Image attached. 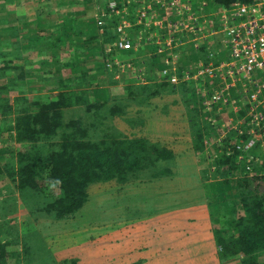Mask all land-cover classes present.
I'll return each instance as SVG.
<instances>
[{
    "label": "trees",
    "instance_id": "obj_1",
    "mask_svg": "<svg viewBox=\"0 0 264 264\" xmlns=\"http://www.w3.org/2000/svg\"><path fill=\"white\" fill-rule=\"evenodd\" d=\"M252 1L212 0L208 5L211 8L228 9L235 7L236 4H248ZM76 3L81 7L79 9L70 7L68 14L58 19L54 30L53 28L40 30L37 27L40 31L37 32L36 29L35 32H29L30 41L41 45L43 50L53 48L55 56L62 53L68 56L69 62L61 67H58L60 62L55 57L53 58L58 61V65L51 60V65L48 64L49 61L38 62L39 66H45L47 71L45 74L39 73L40 77L34 76L30 82H37L41 91H47V94L25 98V105L19 111L8 109L3 99L0 102L2 114L10 112L14 115L9 119L3 117L2 121H8L10 124L6 131L15 145L9 154L0 155V180L7 178L9 179L7 183L12 184V187L5 184L1 187L16 192L20 200L29 208L30 215L46 220L50 218L53 223L56 221L57 225V222L62 220L82 219V212L91 202L90 197L97 191V194L106 193L104 186L107 183H112L107 188L115 187V193H121L129 187L134 190L135 187L148 185L150 180H145L148 179V175H151L150 178L155 179L156 182L173 179L178 175L171 165V162L174 164L178 160L179 154L176 149L162 141L153 142L142 136L128 137L130 134L126 136L115 126V120L124 113L125 109L110 105L109 100L106 102L109 95L106 94L107 89L104 86L107 83L104 78H107L106 75L111 78V75L108 74L109 69L103 63L114 56L119 59L125 57L137 66L135 74L137 79L133 80L131 87L125 89L126 106H147L149 99L163 95V91L167 89L172 93L180 92V99L186 106L190 145L197 154V159L204 158L203 148L209 141L213 142L209 147L213 150L210 155L212 161L200 162V159L198 161L200 164L208 163V166L211 164L215 172H212L214 175L211 177L216 180L206 182V178L202 187L209 204L216 202V210L225 209V211H216V217H213L209 231H204L205 242H209L212 247L209 249L206 246L201 251L197 250L199 252H192L189 261L177 263L216 264L217 258L219 264H264V188H262L264 167L254 162L264 161V151L257 142L254 146L252 142H247L252 135L250 128L254 127L249 123L250 118L247 115L254 113H249L250 109H241V105H247L244 102L239 103V100L245 101L241 98L244 95L238 90L235 94L234 85L222 96L224 99H226L225 95L236 96L235 100L238 101L236 109H226L230 105L229 99L225 103L221 101L217 104L210 103L212 108L210 110L201 103L200 109H197L192 81L171 85L164 80L165 76H161L159 78L162 80L156 82L157 78L151 75L152 71L147 72L149 68L162 70V63L156 60L159 54L153 53L150 57L148 55L142 57L150 59V62L143 59L137 61L133 59L136 55L134 50H120L109 45L118 36L115 27L122 17L108 16L103 0H81V3ZM138 6L132 4V8ZM129 16L128 19L133 21L134 18ZM98 21L104 22L103 26H99ZM8 28L10 27L6 26L4 31ZM139 28L142 29L140 26L136 27ZM10 32L12 38L14 37L12 44L16 49L20 44L15 36L16 30ZM132 33L130 39L135 44L136 34ZM2 34L0 33V41L5 40L7 36ZM146 35L148 34L143 33V36ZM149 42L143 39L140 43L144 46ZM70 45L84 54L83 59L81 55L78 60L69 56L67 47ZM109 50L110 52L106 53ZM176 51L178 49L174 52ZM200 52L206 60L211 50L207 51L206 46L203 45ZM93 58L97 60L95 63ZM18 61L14 58L0 60V92H5L9 84L4 77H8L15 84L16 79H22L24 73L33 72L32 68L25 72L22 62ZM141 67H145L146 70L141 71ZM177 70L178 73L173 72L180 78L183 74L182 67L179 66ZM11 71L19 72L13 75ZM140 77L152 82L140 84ZM210 93L207 90V94ZM4 99L8 101L7 98ZM203 99L204 97L200 101ZM207 99L208 97H205V100ZM79 107L83 108L80 111H83L85 116H71L64 119L68 109L76 110ZM165 109L167 108L161 107L160 110L163 112ZM259 110L264 113L263 109ZM254 130L257 131V127H254ZM263 130L264 120L260 132L263 133ZM215 137L217 142L212 140ZM248 156L252 157V164H255L253 172L247 167ZM166 162L170 163L169 167L159 166ZM201 173L207 175L208 171L204 168ZM203 178L205 179V176ZM53 179L60 180L56 191L49 190L47 185V181ZM235 182L237 185H234ZM135 196L146 197L148 193L140 192ZM128 197L130 198L131 195L124 196L121 200ZM113 200L110 203L118 202V199ZM107 201L108 199H102L104 205L109 204ZM224 202L228 203L223 207ZM111 207L115 209V205ZM3 209L0 208V217H5L1 211ZM10 213L8 211L7 215ZM15 221V217L0 220V264H21V262L45 264L43 254L48 252V245L44 236L47 233L43 234L40 230L34 233L33 227L38 222L35 219L22 227V235L19 237ZM43 224H39V227L43 231L49 230L48 232L52 233L49 223ZM156 232L159 235L165 233ZM164 236L166 235L160 237ZM35 237H38V240ZM18 246L21 251L18 250ZM66 263L77 264V261L70 259Z\"/></svg>",
    "mask_w": 264,
    "mask_h": 264
},
{
    "label": "rangeland",
    "instance_id": "obj_2",
    "mask_svg": "<svg viewBox=\"0 0 264 264\" xmlns=\"http://www.w3.org/2000/svg\"><path fill=\"white\" fill-rule=\"evenodd\" d=\"M49 1L50 0H0V33H3L2 36L7 35L5 40L0 41V60H10L14 58L19 60V63L22 62L21 65L24 67L25 72L28 71L27 69H34L33 72L28 71L24 73L22 79H16L17 82L15 84L8 77H4L9 84L5 92H0V102L3 99L4 103H7L8 109L19 111V109H22L25 105V98L27 99L31 97V95L37 97L39 94H47V91H41L37 82H30L34 76L38 75L40 77L39 73L45 74L47 71L45 66H39L38 62L47 63L49 61L48 64L51 65L50 60L54 64H57L59 61L60 65L57 64L58 67H61V65L67 63V61L69 62L67 54L62 53L55 56L53 48L48 50L41 49V46H39V48H32L28 43L30 36L27 30H32L31 28L33 26L38 32V28L42 29L45 24L50 22L53 18L50 14H44L45 18L35 17V14L37 15L36 11H41V9L45 8V13L48 11L51 13L55 9L54 6H51ZM76 2L81 3V0H62L60 9L63 11H68L70 7L72 9H79L81 5ZM131 4H138L140 6V3L136 2H132ZM190 6L193 8L195 3H190ZM32 7V11L26 12L27 9ZM220 11L219 8H211L207 5L206 12H204V14H206V24L200 26L196 35L189 33L187 35L178 34L174 36L171 42L174 43L173 46L169 43L171 48L167 47L168 41H165L167 36H165L163 31L159 32L152 30L150 33V35L153 36L151 42L146 43L144 46L142 45L143 43H140L138 46H133L130 49L134 50V53L136 52L133 59L137 61H139L138 59H143L142 57L144 55L150 57L153 53L159 54L156 60L158 63H162V70L157 71L155 68L150 70V68L148 69L147 67V72L149 73L152 71L151 75H155L156 78L161 81L162 79L159 77L165 76L168 78L171 75V71H173L171 67L172 64L176 65L175 68L177 69L181 66L183 75L184 72H187V74L189 72V74L194 75L199 64L197 59L198 56L201 55L200 49L203 45L206 46L207 44L206 50H211V55H208V59L201 62V65L206 69L209 67L211 74L203 78H191L188 74V82H193L192 89L196 93L195 106L197 109H200V103L204 105L207 110L212 109L210 106L212 101L211 96L216 95V85L220 86L222 83L227 82V77L230 74H227V71L224 73V71H217L218 69H216L219 63L221 61H226L229 55L227 46L225 48V45H223L225 42H222V34L216 33V35L212 36L211 31L209 33V23L214 14ZM19 14H24L26 17L23 19L24 21L20 18H16ZM196 16L199 17L198 15ZM128 17L130 16H122L123 19L131 22L132 20H129ZM135 22L136 18L131 22L132 34H136L135 31L137 30L138 32L140 30V28L136 29L139 25H135ZM6 26L10 28L4 31ZM14 30H16L15 36H17V40L20 43L19 47L16 49L12 44L14 37L12 38L10 32ZM21 36H25L26 38L24 39L23 37L21 39ZM109 45L111 46V43H109ZM142 46L143 48L138 50ZM174 47L178 49V51H176L178 54L174 52L176 50ZM67 48L70 57L78 60L81 55L83 59L84 54L81 53L79 49L71 47V45ZM186 50L188 55L184 56L186 59L188 58L187 63L182 57L183 51ZM109 52L110 50L106 51V53ZM115 54L118 55L117 53ZM26 55H28V57ZM21 57H26L28 60ZM53 57L56 59L58 58V61ZM202 57L203 55H201L200 58ZM93 60L94 63L97 61L94 58ZM108 60L109 61L103 63L105 67L109 69L107 71L108 74L110 73L111 75V78H108V75H106L107 78H104V81L107 83V85L104 86L107 89L106 94L109 95V97L106 96V102L109 100L108 103L110 105L125 109L124 113L115 120L116 128L126 136L130 134L128 137L140 138L142 136L153 142L162 141L164 144L167 143L168 146L170 145V147L176 149L179 154L178 160L175 161V165L171 162V165L175 168L173 171L178 175L173 179H162L159 182H156L155 179L152 180V178H150L151 175H148V179H145L150 180L148 185L135 187L136 189L134 190H131L133 188L129 187L124 189L121 193H115V187L111 189L107 188L110 184L112 185V183H107L105 184L106 186H104L106 193L97 194V191V193L90 197L91 202L82 212V219L62 220L57 222L59 226L56 225V221L53 223V220L50 218L46 220L41 217L37 218L36 216L30 215L28 212L29 208L20 200L16 192H11L1 187L4 184L5 186L8 185L12 187L11 183H7L9 179L6 178L5 180V178H3L0 180V208H4L1 211L4 213L5 217L1 216L0 220L8 218L13 219L15 217V228L18 229L17 234L20 237L22 235V227L26 225L27 222L36 219L38 222L35 223L33 227L34 233H38L39 230L42 231L43 234L47 233L44 236L47 239L48 245V252L45 255L43 254L45 264H57L58 262L66 263L70 259L76 260L77 264H150L151 262L152 264H172L171 260H174V263L180 262L177 253L185 255L188 253V244H193V242H195L194 240L197 239L203 240L204 236L200 235L199 231L208 229L210 224L213 223V217H216V211H219L216 210V202L209 204V200L202 187L206 178V182L216 180L212 178V175H214L212 172H215L212 170L211 164L208 166V163L200 164L198 161L199 159L200 162L204 160V162L209 160L212 161V156L210 155L213 153V150L209 147L213 142L209 141L206 147L203 148L202 153H204V158L197 159V154L194 153L190 145V131L185 110L186 106L183 105L180 99L181 96L167 91L169 89L164 90L163 95L149 99V102L146 103L147 106H126L124 102L126 96L125 89L131 87L134 83L133 80L137 79L135 78L137 66L129 62L130 60L125 57L119 59L114 56ZM143 61L150 62V59H143ZM140 69L141 71H143V69L146 70L145 67H141ZM177 69L174 72L177 71L176 73H178ZM18 72L19 71H11L13 75H17ZM212 77L215 81L212 80ZM209 78H211V81ZM207 81H209L210 84H207ZM235 81V94L237 90L241 91V95L245 93V95L241 97L245 101L239 100V103L244 102L247 105H241V109H255L253 115L246 114L247 117L250 118L249 123L253 124L255 128L257 127V131L254 130V127L250 128L252 135L247 142H252L253 146L255 142H257L261 150L264 151V132H260L261 124L264 120V113L259 110H264V100H259V103H257L256 100L249 97L253 92L250 82ZM207 90L211 93L207 94ZM224 93L225 92L220 93L221 96L224 95ZM203 97L204 99L200 101ZM205 97H208V99L205 100ZM225 97L226 99L222 96L219 101L225 103L226 100L228 101L229 99L230 103H228L230 105L226 107V109H236L238 103V101L235 100L236 96H231V94H229L228 97L226 95ZM4 98H7L8 101L6 102ZM124 105L126 107H124ZM161 107L167 109L162 112V110H160ZM80 109L83 108L79 107L76 110L68 109L64 119L66 120L71 116H85V113L80 111ZM218 109L222 108L218 107ZM249 113H253V111L249 110ZM3 117L9 119L10 117H14V115L10 112L7 114H2L0 112V155L9 154V151L15 147L13 140H10L8 132L6 131L10 124L8 121L3 122ZM257 117H261V119H257ZM127 122L130 123L128 124ZM212 140L217 142L216 137L212 138ZM4 141L7 142L4 143ZM251 159L252 157L248 156L246 163L248 169L253 172L255 164H252L253 160ZM254 162L264 167V161ZM168 165L170 166V163L166 162L159 166L165 168L166 166L169 167ZM204 168L208 171L207 175L210 177H208L206 173H201V170L203 169L204 171ZM250 175H252V173H250ZM204 176L205 179L203 178ZM234 185H237L236 182ZM262 188H264V185ZM140 192H146L148 196H135ZM127 195H131V197L124 198L125 200L122 201V197ZM134 196L135 198H133ZM102 199H108L107 202H109V204L104 205ZM113 199H118V202L110 203V201H114ZM226 203L228 202L222 204L223 207ZM111 205H115V209H113ZM8 211L11 212L9 215H7ZM220 211H225V209ZM195 221L198 224L194 223ZM43 223L45 225L49 223L48 225L51 226L52 233L48 232L49 230L43 231L39 227V224ZM65 223L67 225H65ZM140 223L142 224L141 226H139ZM156 231H163L165 233L159 235ZM134 235L137 237H134ZM163 235H168L166 237V242L162 241L158 243V240L161 238L160 236ZM35 239L38 240V237H35ZM197 244L198 243H196V245ZM206 246H208L209 249L212 247L209 242H205L202 244L199 251ZM18 250H22L20 246H18ZM136 250L141 251L137 253ZM30 254L31 252H29L28 255ZM21 264L24 263L21 262ZM188 264L191 263L188 262Z\"/></svg>",
    "mask_w": 264,
    "mask_h": 264
},
{
    "label": "built area",
    "instance_id": "obj_3",
    "mask_svg": "<svg viewBox=\"0 0 264 264\" xmlns=\"http://www.w3.org/2000/svg\"><path fill=\"white\" fill-rule=\"evenodd\" d=\"M103 1L108 10V16L131 15L136 18L135 25H141L142 29L136 32L135 44L130 40L131 22L122 18L115 27L118 36L111 46L120 50H130L133 46H138L143 39L151 42L153 39V36L150 35L152 30L164 32L169 48L174 44L171 43L172 38L178 34L196 35L200 26L206 24L204 12H206L209 1L212 0ZM132 2L140 3V6L132 8ZM190 3H195V6L192 8ZM96 8L100 9L99 6ZM220 10L219 13L214 14L209 23V33L211 31L212 36L216 33L222 34V42H225L223 45L225 48L227 46L229 55L226 61H221L216 69L224 71V73L227 71V74H230L227 77V82L216 91V95L211 96V103L219 101L222 97L220 93L226 92L234 86L235 80L250 82L253 92L249 97L259 103V100H264V0H253L248 4H236L233 8ZM103 24L104 22L98 21L99 26H103ZM143 33L148 35L143 36ZM171 67L173 71L176 70V65L172 64ZM197 70L194 78H203L211 74L209 67L206 69L199 65ZM172 75L168 77V81L176 84L177 77L175 74ZM185 79H189L187 73L184 74L183 80ZM242 94L245 95V93ZM250 110L254 113L255 109ZM259 118L261 119V117H257V119Z\"/></svg>",
    "mask_w": 264,
    "mask_h": 264
},
{
    "label": "crops",
    "instance_id": "obj_4",
    "mask_svg": "<svg viewBox=\"0 0 264 264\" xmlns=\"http://www.w3.org/2000/svg\"><path fill=\"white\" fill-rule=\"evenodd\" d=\"M61 1L62 0H50L49 2L51 3V6L53 7H55V9L51 12V13H49V11L48 12H46L45 13V8L44 9H41V11H36V13H37V15L35 14V17H40V18H45V16H44V14H50V15H52L53 16V18L51 19V21L50 22H46L47 24H45V26L42 28V29H45L46 27H48L49 29H51V28H53V30L56 28V26H57V22H58V19L60 18V16H65L66 14H68V11H63V10H61L60 9V4H61ZM48 2V3H49ZM59 7V8H58ZM32 9H33V7L32 8H29V9H27L26 10V12H30V11H32ZM93 10V9H92ZM94 10H95V7H94ZM63 14V15H62ZM43 15V16H42ZM16 18H20V19H22V21H24L23 19L24 18H26L25 16H24V14H19V15H17L16 16ZM26 20V19H25ZM31 26H32V24H31ZM28 27V26H27ZM47 28V29H48ZM32 30H27V32H28V34H30L29 32H31V31H33V32H35V28H33V26H32V28H31ZM42 29H40V30H42ZM39 30V29H38ZM39 30V31H40ZM52 30V29H51ZM28 36V35H27ZM214 36V35H213ZM24 37V39L26 38L25 36H21V39ZM27 43V42H26ZM29 45H31V47L32 48H39V46H41V45H39L38 43H34V42H32V41H30V37H29ZM33 44V45H32ZM206 47H207V44H206ZM22 48V47H21ZM41 49H42V47H41ZM174 49H176V47H174ZM219 52V51H218ZM178 54V53H177ZM184 55H188V53H187V50L186 51H183V53H182V57H183V59H185L186 60V63H187V59L185 58V56ZM208 55H211V53H209V54H207V57H208ZM27 57H28V55H26ZM21 58H24V59H26V60H28L26 57H21ZM205 59H208V58H205ZM226 59V58H225ZM180 61V60H179ZM203 61H205L204 59H203V57L202 58H198V62H199V64H198V66L199 65H201V62H203ZM205 63V62H204ZM183 64V63H182ZM203 64V63H202ZM198 69V68H197ZM197 72H198V70H196L195 72H194V75H191V74H189V72H188V74L191 76V78H194V76L197 74ZM185 73H187V72H184V74ZM172 74H175L173 71H171V76H173ZM176 75V74H175ZM174 75V76H175ZM176 77H177V75H176ZM183 77H184V75L182 74L181 75V77L180 78H178L177 77V80H178V82L176 83V84H172V83H170L171 85H178V84H181V83H183V81H186V82H188V80L189 79H185V80H183ZM168 79L169 78H164V80L165 81H168ZM208 79V78H207ZM211 78H209V80H210ZM212 80L213 81H215L214 80V78L212 77ZM211 81V80H210ZM139 82H140V84H143V82L144 83H149V82H152V81H150V80H147V79H144V78H142L141 77V79H139ZM156 82H159V79L157 78L156 79ZM169 82V81H168ZM207 84H210V82L209 81H207L206 82ZM224 83H222L220 86H222ZM220 86H218V85H216V91L220 88ZM215 89V88H214ZM177 95H180L179 93L180 92H175ZM182 93V92H181ZM194 223H196V224H198L196 221L194 222ZM137 225V224H136ZM142 224L140 223L139 224V226H141ZM211 225V224H210ZM210 227V226H209ZM205 230H208L209 231V228L208 229H204V230H200L199 231V233H200V235H202V236H204V239L203 240H200V239H197V240H194L195 242H193V244H188L189 245V247L187 248V250H188V253H186L185 255H183V254H178L177 253V256H178V258H180V259H178V260H180V261H185V260H190V254L193 252V253H195V252H199V251H197V250H199L200 249V247L199 246H202V244L203 243H205V240H206V237H205ZM168 235H166V236H164L163 237V239H162V237L158 240V243H160V242H162V241H164V242H166V240L167 239H164V238H166ZM134 237H137L136 235H134ZM146 238H151V237H146ZM192 241V240H191ZM124 243V242H123ZM196 243H198V245H196ZM139 251H141V250H136V252L137 253H139ZM206 256V255H205ZM174 260H171V262L172 263H174L173 262ZM150 264H152V262L150 263ZM162 264V263H161ZM177 264H179V263H177ZM216 264H219V262L217 261V258H216Z\"/></svg>",
    "mask_w": 264,
    "mask_h": 264
},
{
    "label": "clouds",
    "instance_id": "obj_5",
    "mask_svg": "<svg viewBox=\"0 0 264 264\" xmlns=\"http://www.w3.org/2000/svg\"><path fill=\"white\" fill-rule=\"evenodd\" d=\"M59 184H60L59 179H53V180L47 181L49 190H55Z\"/></svg>",
    "mask_w": 264,
    "mask_h": 264
}]
</instances>
